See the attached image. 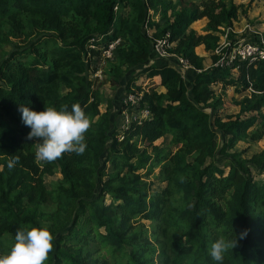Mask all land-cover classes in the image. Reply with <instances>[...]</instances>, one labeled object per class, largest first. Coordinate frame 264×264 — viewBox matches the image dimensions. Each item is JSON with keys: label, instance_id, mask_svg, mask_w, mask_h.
I'll return each instance as SVG.
<instances>
[{"label": "trees", "instance_id": "obj_1", "mask_svg": "<svg viewBox=\"0 0 264 264\" xmlns=\"http://www.w3.org/2000/svg\"><path fill=\"white\" fill-rule=\"evenodd\" d=\"M237 17L238 7L223 0H0V48L10 38L26 43L0 61V255L17 231L46 226L54 246L45 264H214L211 244L246 231L224 264H264V150L251 160L227 153L264 136V115L241 118L264 109V60L214 67L220 56L211 55L206 69L205 56L195 52L200 46L215 52L221 30ZM203 19L205 34L190 29ZM146 25L195 71L189 87L176 68L150 63ZM116 39L114 84L121 68H140L126 89L149 113L122 130L114 129L113 115L101 113L99 85L88 73ZM229 88L251 95L227 101ZM73 104L90 118L85 152L38 160L20 107ZM234 107L237 115L221 117ZM218 135L229 138L220 150L228 171L206 165L217 154ZM165 136L173 150L157 145ZM249 163L260 168V182ZM154 169L166 183L161 191H151ZM55 174L61 181L48 190L45 176Z\"/></svg>", "mask_w": 264, "mask_h": 264}, {"label": "rangeland", "instance_id": "obj_2", "mask_svg": "<svg viewBox=\"0 0 264 264\" xmlns=\"http://www.w3.org/2000/svg\"><path fill=\"white\" fill-rule=\"evenodd\" d=\"M227 5L234 4L238 7V17L237 20L232 23L231 26L223 28L219 34L220 45H228L232 44L233 41L238 40H246L248 37L256 38L259 35L264 34V0H223ZM152 12V11H150ZM160 12V11H159ZM123 17L128 18L131 15V11L129 8H125L122 10ZM159 14V13H158ZM155 15V14H154ZM156 19L158 18L156 15L154 16ZM197 34H205V24L204 22H198L195 25H192L191 28ZM26 43L23 38H10L9 44L0 48V61L5 55L9 54L16 47L24 46ZM196 54L205 56L204 64L205 68L209 69L212 65L211 55H217L216 52H205L203 53L202 49L196 51ZM102 60V58H101ZM116 63V58L114 57L112 60H103L101 61L100 68L101 71H106L107 75L103 76L100 73L101 78H96L95 74L90 71L89 80L92 82H98L99 90L102 97V105L100 107L101 113H110L114 116V129L122 130L129 125L133 120L141 121L146 119L147 113L144 107L141 105V100L137 102L135 100L134 105L129 100L132 95L131 91L126 89L127 80L134 78L140 68L132 69L130 71H125V68H121V73L123 75L115 83V72H114V64ZM153 63V58H151V62ZM217 64L214 65L216 67ZM190 77L191 73L185 74L184 80L190 85ZM141 80L138 82L140 83ZM92 89H94L92 87ZM214 91L217 93L220 91L219 87H212ZM67 91L63 90L65 94ZM158 92L165 93L164 89H159ZM251 95L250 91L243 92L241 89L235 90L233 88H229L225 92V100L227 101H236L240 102L245 98H249ZM206 112H210V110L206 109ZM221 117L224 119L227 115H237L239 113V108L234 107L229 110H221ZM260 115H264V109L261 113L254 114H243L241 116L242 119L248 118L250 116L259 117ZM229 138H222L220 135L216 137V141L218 143V151L217 154L207 160V164H214L219 168H222L226 171L229 170V166L227 161L224 159V156L220 154V150L223 146V141L227 142ZM161 148L165 150H173L170 142V138L165 136L157 142ZM264 150V136L259 141H245L237 143L233 148H228L227 153H238L241 154L242 159L251 160L253 157ZM251 169V173L254 179L257 182H260L262 179V175L259 174L260 168L255 166L254 164L249 163L248 165ZM152 171V170H151ZM152 183L151 191H161L166 187V183H160L158 179V169H154L152 171L151 176L148 179ZM61 181V176L59 174H55L53 176H45V184L48 190H51L54 185ZM109 201L108 199L106 200Z\"/></svg>", "mask_w": 264, "mask_h": 264}, {"label": "clouds", "instance_id": "obj_3", "mask_svg": "<svg viewBox=\"0 0 264 264\" xmlns=\"http://www.w3.org/2000/svg\"><path fill=\"white\" fill-rule=\"evenodd\" d=\"M22 123L30 128L29 140L36 141V158L53 161L65 152L81 155L85 152V133L90 128V118L79 104L57 110L46 107L36 111L21 106ZM16 163L9 162L11 168ZM242 232L234 239L219 236L210 246L209 255L214 264H224L225 254L237 247L238 241L245 238ZM54 236L46 226L25 228L17 231L9 252L0 255V264H45L54 244Z\"/></svg>", "mask_w": 264, "mask_h": 264}, {"label": "built area", "instance_id": "obj_4", "mask_svg": "<svg viewBox=\"0 0 264 264\" xmlns=\"http://www.w3.org/2000/svg\"><path fill=\"white\" fill-rule=\"evenodd\" d=\"M115 12H118V7L114 8ZM148 19L150 21H154L152 12L149 11ZM144 32L148 39H150L152 43V58L153 63L151 64H167L178 70L182 78L185 77L187 73H194L195 71L191 68L188 61L184 60L181 57H178L174 54H171L169 50L172 45L168 44L166 38L165 39H153L151 33L148 30L147 25L144 26ZM121 45V40L116 39L114 41H110L106 43L101 50V54L99 57L100 64L103 60H112L115 55L118 47ZM90 48H94L90 46ZM220 59L217 62V66L219 67H230L235 62H244L248 65H252L257 63L258 61L264 60V34L259 35L256 38L248 37L246 40H238L233 41L232 44L220 45L219 48L215 51ZM102 58V60H101ZM100 73H102L100 65L98 70L94 73L96 78H101ZM129 100L134 105L135 100L139 102L141 98L137 96H130ZM146 111V110H145ZM147 118L149 116L148 111H146ZM144 119V118H143Z\"/></svg>", "mask_w": 264, "mask_h": 264}, {"label": "crops", "instance_id": "obj_5", "mask_svg": "<svg viewBox=\"0 0 264 264\" xmlns=\"http://www.w3.org/2000/svg\"><path fill=\"white\" fill-rule=\"evenodd\" d=\"M171 1H174V2H175V0H171ZM198 22H204L205 27H206V24H207V20H206V19L200 20V21H198ZM198 22H196V23H198ZM196 23H194L193 25H195ZM190 28H191V27H190ZM199 49H202V50H203V53H205V50H204V47H203V46L198 47V48L195 50V52L198 51ZM191 74L193 75V73H191Z\"/></svg>", "mask_w": 264, "mask_h": 264}]
</instances>
